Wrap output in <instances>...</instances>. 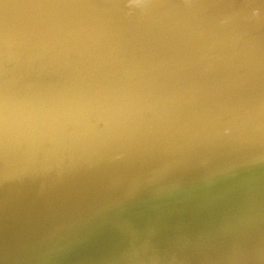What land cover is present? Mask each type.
Masks as SVG:
<instances>
[{"label":"water","instance_id":"95a60500","mask_svg":"<svg viewBox=\"0 0 264 264\" xmlns=\"http://www.w3.org/2000/svg\"><path fill=\"white\" fill-rule=\"evenodd\" d=\"M0 264H264V0H0Z\"/></svg>","mask_w":264,"mask_h":264}]
</instances>
